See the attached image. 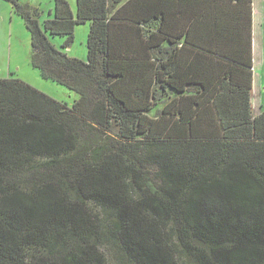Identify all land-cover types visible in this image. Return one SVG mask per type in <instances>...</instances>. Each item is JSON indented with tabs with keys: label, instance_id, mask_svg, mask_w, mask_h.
<instances>
[{
	"label": "trees",
	"instance_id": "obj_1",
	"mask_svg": "<svg viewBox=\"0 0 264 264\" xmlns=\"http://www.w3.org/2000/svg\"><path fill=\"white\" fill-rule=\"evenodd\" d=\"M7 1L31 34L33 67L79 98L69 105L0 79V264H264V112L251 102L252 30L248 61L233 60L246 67L245 85L227 71L209 84L211 97L173 99L176 108L160 116L151 66L159 79L164 61L130 60L137 72H121V36L111 27L130 21L136 44L155 32L172 37L162 0H77L76 13L55 0L43 23L38 8ZM85 23L87 60L49 38L63 36L68 48ZM206 37L217 43L224 30Z\"/></svg>",
	"mask_w": 264,
	"mask_h": 264
},
{
	"label": "crops",
	"instance_id": "obj_2",
	"mask_svg": "<svg viewBox=\"0 0 264 264\" xmlns=\"http://www.w3.org/2000/svg\"><path fill=\"white\" fill-rule=\"evenodd\" d=\"M153 2L158 3L159 0ZM161 4L166 11V29L172 35L170 38L155 32L150 43L136 44L129 41L132 37L129 30H138L130 21L121 20L111 27L114 35L119 32L121 36L120 42L114 43L116 50L122 51V62L127 63L120 68L121 72L136 73L138 67L129 61L142 58L151 57L153 62L158 56L166 65L160 70L159 79L156 78L155 63L151 66L154 88L151 93L155 100L153 114H170L171 109L176 108L171 104L173 99L211 97L207 89L209 84L217 82L218 77L227 71L234 70L235 83L245 85L246 67L233 60L248 61V30H252L251 102L255 114L264 112V0H252L251 13L246 0H162ZM159 25V18L152 17L150 30H157ZM187 30H195L198 37L186 43L184 36ZM210 30H224L225 37L222 40L216 38L217 43H209L206 36ZM180 33L183 37L179 36ZM216 49L220 53H214ZM213 68H216V73ZM167 125H173V122L165 123L166 129H170L171 126Z\"/></svg>",
	"mask_w": 264,
	"mask_h": 264
},
{
	"label": "rangeland",
	"instance_id": "obj_3",
	"mask_svg": "<svg viewBox=\"0 0 264 264\" xmlns=\"http://www.w3.org/2000/svg\"><path fill=\"white\" fill-rule=\"evenodd\" d=\"M39 10V20L43 23L46 19L54 17L53 9L55 0H20ZM73 5L74 13L77 12V0H68ZM90 23L78 25L75 31L73 43L68 48H63L64 37L59 35H50L51 42L59 49L64 50L69 56L77 57L83 60L88 58V35ZM32 39L29 30L26 27L24 19L15 12L10 1L0 0V79L16 78L21 79L40 91L47 93L56 100L72 105L79 95L68 87L52 80L43 78L39 69L33 67L31 63ZM111 135H116L115 127L108 130ZM87 133V132H86ZM85 133V134H86ZM91 136V133L88 132ZM43 158L36 159L43 163ZM149 169L154 172L153 167ZM96 205L97 203H92ZM96 208L99 207L97 204ZM106 250L107 246H100Z\"/></svg>",
	"mask_w": 264,
	"mask_h": 264
}]
</instances>
